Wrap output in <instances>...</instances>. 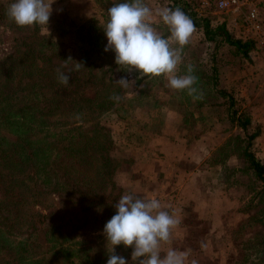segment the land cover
Masks as SVG:
<instances>
[{
	"label": "trees",
	"instance_id": "16d2710c",
	"mask_svg": "<svg viewBox=\"0 0 264 264\" xmlns=\"http://www.w3.org/2000/svg\"><path fill=\"white\" fill-rule=\"evenodd\" d=\"M13 2L0 0V264H107L111 245L103 227L115 214L114 203L130 193L119 181L123 159L116 153L108 114L124 117L120 112L128 111L134 99L130 94L150 81L138 77L135 89L126 91L116 80L129 74L115 64L112 51H104L107 38L88 33L89 39H80L84 55L76 58L65 41L41 33L39 25L12 22L6 13ZM169 7H180L203 42L215 44L212 59L193 67L197 94H203L194 100L195 107H226L231 126L240 130L214 150L210 164L222 166L224 174L237 172L228 160L241 153L244 170L253 171L262 183L257 195L264 201V161L254 147L261 126L254 129L251 114L241 109L223 77L225 56L249 59L256 43L234 36L224 14L201 13L188 0H173ZM77 62L84 66L79 71ZM58 68L70 73L67 87L57 82ZM114 95L118 102L109 99ZM186 99L192 102L189 95ZM186 114L195 121L193 111ZM259 211L264 214V208ZM257 213L252 219H259ZM256 245L264 247L263 236L246 240L240 253L250 246L255 251ZM131 252L115 247L128 264H134ZM246 255L240 264H256Z\"/></svg>",
	"mask_w": 264,
	"mask_h": 264
},
{
	"label": "rangeland",
	"instance_id": "374dc122",
	"mask_svg": "<svg viewBox=\"0 0 264 264\" xmlns=\"http://www.w3.org/2000/svg\"><path fill=\"white\" fill-rule=\"evenodd\" d=\"M121 1L54 0L49 23L39 25L40 32L65 41L70 54L80 58L85 48L80 39L86 35L89 39L88 33L97 39L105 37L102 41H106L103 27L108 19L107 10L113 3ZM188 1L199 12L206 13L200 6V0ZM45 2L51 3V0ZM144 3L153 12L150 22L161 36L167 38L170 33L158 12L172 5L173 0H144ZM260 7L264 9V3H260ZM228 23L232 34L237 36L238 33L231 28V21ZM84 25L86 27H82ZM2 46L7 50L8 42H3ZM214 46L208 47L203 42L202 33L195 28L189 43L183 47L182 60L175 74L185 75L189 65L207 64L215 52ZM249 55V59L226 55L228 59L223 77L226 87L238 98L241 109L251 114L254 129L261 126L254 145L261 158L264 55L257 47ZM138 77H141L138 73L129 75L131 82L126 91L135 89ZM147 81L149 84L130 94L134 99L127 105L128 111L120 112L124 117L111 112L108 118L113 127L116 153L123 159L119 171L121 185L140 198L158 199L162 209L178 220L170 241L161 243V255L174 248L188 253L185 264H192L193 260L196 264H229L230 258H233L231 264H240L244 252L246 258L249 256V262L264 264L263 245H256L255 251L250 246L249 250L243 249L240 253L246 240L259 241L261 236L264 237V217L259 211L264 208V201H260L257 195L262 183L253 171L244 170L245 161L241 153L230 155L229 165L238 168L237 172L230 174H224L222 166L211 165L209 160L220 144L230 135L240 132L228 121L226 107L198 110L193 99L192 102L187 101V93L167 87V77L148 76ZM188 111L194 112L195 121L186 114ZM142 157L166 160V165L162 166L169 176L167 182L154 177V180L144 179L134 172ZM256 212L259 219H252Z\"/></svg>",
	"mask_w": 264,
	"mask_h": 264
},
{
	"label": "clouds",
	"instance_id": "9594fccd",
	"mask_svg": "<svg viewBox=\"0 0 264 264\" xmlns=\"http://www.w3.org/2000/svg\"><path fill=\"white\" fill-rule=\"evenodd\" d=\"M53 2L54 0L51 3H46L45 0H14L8 6L6 14L18 27L48 25ZM152 15V9L144 0L113 3L107 10L108 19L103 27L107 38L104 51H112L115 64L126 68L129 75L138 73L141 77L165 76L170 89L187 91L193 100L203 99L202 93L197 94V77L193 74L191 65L187 66V74H175L177 65L182 60L183 47L189 43L195 31L193 20L180 7L160 9L158 15L170 33L164 38L150 22ZM173 44L178 47H173ZM82 66L81 62H77L75 70L79 71ZM56 72L57 82L67 87L71 79L70 73L62 72L59 68ZM130 82L128 76H121L116 80L124 89L128 88ZM109 99L118 102L120 97L114 95ZM113 207L115 214L105 223L102 231L107 244L111 245L107 264H128L123 256L115 254V247L118 245L132 248L131 260L134 264H185L187 252L169 248L161 255V243L170 241L178 220L162 209L158 199L140 198L128 193L122 195ZM192 264H196V261L193 260Z\"/></svg>",
	"mask_w": 264,
	"mask_h": 264
},
{
	"label": "built area",
	"instance_id": "2783aa9c",
	"mask_svg": "<svg viewBox=\"0 0 264 264\" xmlns=\"http://www.w3.org/2000/svg\"><path fill=\"white\" fill-rule=\"evenodd\" d=\"M264 0H200L203 12L224 14L238 37L252 39L264 55Z\"/></svg>",
	"mask_w": 264,
	"mask_h": 264
},
{
	"label": "crops",
	"instance_id": "0c3cea01",
	"mask_svg": "<svg viewBox=\"0 0 264 264\" xmlns=\"http://www.w3.org/2000/svg\"><path fill=\"white\" fill-rule=\"evenodd\" d=\"M261 141H263V151L261 153V158L264 160V136ZM144 154L148 153L144 152ZM141 159L142 161L138 163V167L134 169V172H138L144 179L154 180L152 179L154 177L156 179L160 178V180L167 182L169 176L166 175L165 168L162 166L166 165V160L161 158H156L155 160L153 157L146 159H143L142 157ZM207 256L211 258V255L208 254Z\"/></svg>",
	"mask_w": 264,
	"mask_h": 264
}]
</instances>
